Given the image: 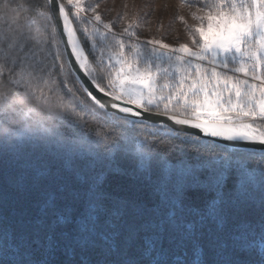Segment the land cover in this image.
Returning <instances> with one entry per match:
<instances>
[{"label": "snow or ice", "instance_id": "snow-or-ice-1", "mask_svg": "<svg viewBox=\"0 0 264 264\" xmlns=\"http://www.w3.org/2000/svg\"><path fill=\"white\" fill-rule=\"evenodd\" d=\"M52 2L45 0L40 3L37 0L35 3L33 16L29 18L35 34L31 30L20 32L12 29L5 33L4 39H0V78L7 79L15 89L14 94L20 97L17 105L20 106L28 101L33 104L43 102L45 94L41 85L47 88L54 83L53 69L62 68L57 63L60 53L49 52L45 44L50 41L43 38V34L54 30ZM192 2L200 3L204 12L203 16L193 14L201 23L189 29L193 34L192 47L181 44L172 48L162 41L149 42L171 53H179L174 58L155 48L146 53L138 44L127 43L117 34L112 35L114 43H110L108 32L112 25L105 23L96 12L98 5L89 6L95 14L92 22L96 25L91 29L83 27L86 23L83 14L88 11L83 0L59 3L57 18L62 17L63 31L68 37L66 43L71 46L80 68L89 75L98 69L92 67V60L77 36L73 20L81 21L83 38L90 42L92 49H96L99 43L95 38L97 34L104 41L97 51L101 62L105 52L109 53L107 85L95 83V86L115 101L129 105H110L119 113L126 114L123 118L112 115L116 124L110 136L121 137L122 133L116 129L123 125H129L131 129L137 126L148 128L149 124L144 119L133 120L128 116L140 118L143 113L155 109V114L168 117L175 125L198 129L210 137L264 145V0ZM101 27L106 31H101ZM133 27L129 25L123 34L138 39ZM88 95L101 109L106 107L91 92ZM0 102L11 107L4 96H0ZM4 123L7 127L2 130L0 139L8 140L21 130L18 123L7 116ZM161 127L172 131L167 125ZM65 147L73 150L71 142ZM237 155L240 158L235 162L232 154L220 157L223 162L220 170L213 166L203 180L193 179L180 186V196L172 213V221L176 225L173 233L161 235L157 232L143 240V253L151 258L147 264H253L247 258L254 251L249 226L240 224L231 231L224 227L232 202L230 192L234 191L229 189L224 172L245 166L244 154ZM33 179L48 180L53 185L46 191L42 208L45 217L52 214V222L47 223L43 217L40 221H29L22 216L19 230L0 228V264H91L86 257H76L97 244L111 255H120L117 221H122L130 210L136 208L134 202L113 199L104 191L103 181L97 176L88 186L87 207L83 218L76 224V217L68 210H59L61 194L68 192L75 198L76 193L58 184L57 178L47 171L37 169ZM190 192L203 193L207 197L203 208L191 203L193 197ZM184 209H188L191 220H179L176 211ZM73 224H76L75 229L70 230ZM101 224L113 229L111 238L100 231ZM138 235V230L130 227L126 239L133 240ZM259 238L264 243V218ZM37 249L48 258L34 260L32 257ZM60 251L67 259H52ZM120 264L130 262L121 260ZM255 264H264V247Z\"/></svg>", "mask_w": 264, "mask_h": 264}, {"label": "trees", "instance_id": "trees-1", "mask_svg": "<svg viewBox=\"0 0 264 264\" xmlns=\"http://www.w3.org/2000/svg\"><path fill=\"white\" fill-rule=\"evenodd\" d=\"M36 2L0 0V39L12 29L31 30L35 34L29 18L33 16ZM83 20L86 22L83 27L91 29L92 23L85 16ZM73 24L92 66L98 69L93 78L106 86L109 64L104 59L101 62L97 50L84 40L81 21L74 19ZM52 27L53 31L43 34V38L50 41L45 47L51 53H60L57 63L62 68L53 69L54 83L47 88L41 85L45 94L43 102L33 104L28 101L22 106L17 105L20 97L14 94L15 89L7 79L0 78V96L6 97L11 106L6 107L0 102V136L7 127L6 116L21 129L8 140L0 139V228L19 230L22 216L29 221H40L43 217L47 223L52 222V214L45 217L42 208L46 191L53 185L48 180H34L37 169L49 172L57 178L58 184L76 193L73 198L63 192L59 209L68 210L75 216L76 224L87 207L88 186L100 176L105 192L113 199L134 202L136 208L122 221H117L120 255H111L97 244L76 259L86 257L91 264L96 261L120 264L121 260L147 264L151 258L143 253V240L157 232L161 235L173 233L176 225L172 213L180 196V186L193 179L203 180L213 166L220 170L223 163L220 157L232 154L235 162L240 158L237 154H244L243 168L224 172L229 189H234L230 192L232 202L224 227L231 231L240 224L249 226L254 251L247 258L255 264L264 247L259 238L264 218V153L232 148L202 138L197 140L195 136L169 132L161 126L131 129L129 125H123L116 129L122 133L121 137L110 136L116 121L84 91L70 68L54 19ZM108 38H111L109 34ZM93 56L96 59L93 60ZM69 142L72 151L65 147ZM224 168L227 169L226 164ZM189 195L193 197L191 203L204 207L207 197L203 193L190 192ZM176 215L180 221L192 219L188 209L177 210ZM76 224L71 225L70 230H74ZM130 227L138 230L136 239H126ZM99 228L112 237L113 229L105 224ZM10 258L14 257L10 255ZM32 258L39 261L48 257L37 249ZM52 259L61 261L67 257L60 251Z\"/></svg>", "mask_w": 264, "mask_h": 264}, {"label": "rangeland", "instance_id": "rangeland-1", "mask_svg": "<svg viewBox=\"0 0 264 264\" xmlns=\"http://www.w3.org/2000/svg\"><path fill=\"white\" fill-rule=\"evenodd\" d=\"M63 2L66 3V0H63ZM83 3L84 7L88 8L83 16L92 23V27L96 26L92 22L95 14L89 6L95 7L98 5L96 12L101 15L105 23L112 25L111 31L108 32L110 37L117 34L120 39L125 40L127 43L138 44L141 50L146 53H150L155 48L159 52L172 55L173 58L179 53H171L168 49H163L160 45L149 42L162 41L172 48H177L181 44H188L192 47L193 34L189 29L198 27L201 23L200 20L194 18L193 14L204 15L201 5L193 3L192 0H83ZM129 25L134 26L133 30L136 32L138 39L123 34L124 29ZM100 30L106 31L102 27ZM95 38L99 41L96 46L97 50L104 44V41L100 40L98 34ZM109 41L114 42L111 38ZM96 54L99 55V52L97 51ZM103 59L109 64V53L107 51ZM94 74L95 71L91 73L92 76Z\"/></svg>", "mask_w": 264, "mask_h": 264}, {"label": "water", "instance_id": "water-1", "mask_svg": "<svg viewBox=\"0 0 264 264\" xmlns=\"http://www.w3.org/2000/svg\"><path fill=\"white\" fill-rule=\"evenodd\" d=\"M63 0H53L51 4V10H52V16L55 21L56 27L58 29V32L60 34L66 57L68 60V63L70 65L71 70L73 71L74 75L76 76L77 80L81 84L84 91L87 93L91 92L94 96H96L97 99H99L102 103L106 105V107L102 110L109 114H115L117 117H124L126 114L119 113L118 109L111 108L112 103H117L120 106H129L125 105L122 101H115L112 97L107 96L105 93H101L98 88H96L95 83H98L96 80L94 82L93 76L86 73L83 69L80 68L79 62L76 60V57L71 52V46L68 45L67 42V34L63 31V20L62 17H58V5L59 3H62ZM67 7V5H66ZM74 25V24H73ZM75 27V26H74ZM78 36V34H77ZM79 38V36H78ZM108 90L106 89V92ZM89 96V95H88ZM91 98V96H89ZM92 99V98H91ZM93 101V100H92ZM95 103V101H93ZM96 104V103H95ZM97 105V104H96ZM99 107V105H97ZM134 107V106H132ZM100 108V107H99ZM142 111V110H141ZM156 110H152L149 113H143L142 117L136 118L128 116V119L133 120H140L144 119L146 123H148L150 126H162L167 125L168 128H171L172 131L183 133L187 135H192L195 137L202 138L204 140L214 141L216 143L232 147V148H238L246 151H252V152H258V153H264V145H261L256 142H247V141H239V142H233V141H227L223 138L218 137H210L202 133L198 129H192L188 126H181V125H175L174 122L168 119L166 116L157 115L155 114Z\"/></svg>", "mask_w": 264, "mask_h": 264}]
</instances>
